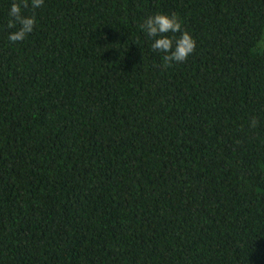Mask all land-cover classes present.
Masks as SVG:
<instances>
[{
    "label": "trees",
    "instance_id": "16d2710c",
    "mask_svg": "<svg viewBox=\"0 0 264 264\" xmlns=\"http://www.w3.org/2000/svg\"><path fill=\"white\" fill-rule=\"evenodd\" d=\"M13 3L0 264H264V0H28L15 43ZM157 13L187 60L153 51Z\"/></svg>",
    "mask_w": 264,
    "mask_h": 264
},
{
    "label": "clouds",
    "instance_id": "9594fccd",
    "mask_svg": "<svg viewBox=\"0 0 264 264\" xmlns=\"http://www.w3.org/2000/svg\"><path fill=\"white\" fill-rule=\"evenodd\" d=\"M44 0H32L33 9L43 5ZM22 7H28V0H23V5L13 3L9 12L11 19L8 22V28H15L20 25L17 31L9 34L11 42L22 41L30 34L35 27V16H25L22 14ZM145 34L153 38L151 47L153 51L164 53V67H169L173 62L179 63L187 60V58L195 51L196 41L188 31H183L178 39L168 36V33L181 32L182 22L173 14L157 13L148 16L140 25ZM253 125L256 121H252Z\"/></svg>",
    "mask_w": 264,
    "mask_h": 264
}]
</instances>
